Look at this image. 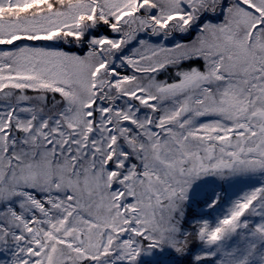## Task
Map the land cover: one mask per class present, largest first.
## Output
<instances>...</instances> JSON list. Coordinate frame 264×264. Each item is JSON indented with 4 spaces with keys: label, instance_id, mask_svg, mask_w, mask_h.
Returning <instances> with one entry per match:
<instances>
[{
    "label": "snow or ice",
    "instance_id": "1",
    "mask_svg": "<svg viewBox=\"0 0 264 264\" xmlns=\"http://www.w3.org/2000/svg\"><path fill=\"white\" fill-rule=\"evenodd\" d=\"M0 264H264V0H0Z\"/></svg>",
    "mask_w": 264,
    "mask_h": 264
}]
</instances>
